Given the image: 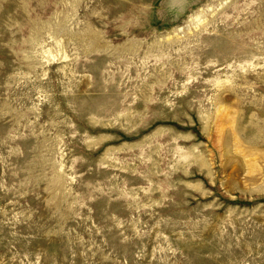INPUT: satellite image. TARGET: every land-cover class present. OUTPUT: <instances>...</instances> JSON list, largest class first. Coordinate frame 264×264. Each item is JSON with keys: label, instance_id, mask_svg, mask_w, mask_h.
<instances>
[{"label": "rangeland", "instance_id": "1", "mask_svg": "<svg viewBox=\"0 0 264 264\" xmlns=\"http://www.w3.org/2000/svg\"><path fill=\"white\" fill-rule=\"evenodd\" d=\"M0 264H264V0H0Z\"/></svg>", "mask_w": 264, "mask_h": 264}]
</instances>
